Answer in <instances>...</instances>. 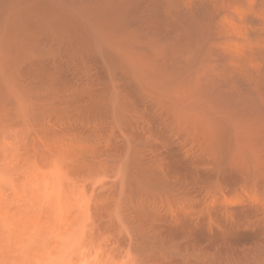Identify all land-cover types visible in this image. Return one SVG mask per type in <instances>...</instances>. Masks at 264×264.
Here are the masks:
<instances>
[{"label":"bare ground","instance_id":"1","mask_svg":"<svg viewBox=\"0 0 264 264\" xmlns=\"http://www.w3.org/2000/svg\"><path fill=\"white\" fill-rule=\"evenodd\" d=\"M66 192L113 264H264V0H0L1 264Z\"/></svg>","mask_w":264,"mask_h":264},{"label":"rangeland","instance_id":"2","mask_svg":"<svg viewBox=\"0 0 264 264\" xmlns=\"http://www.w3.org/2000/svg\"><path fill=\"white\" fill-rule=\"evenodd\" d=\"M37 169H38V168H37ZM38 170H39V171H36V170H35L36 173H34V174H36V178H38V179L40 180V178H41V177H40V173H41V175H42L43 170L40 169V168H39ZM41 170H42V171H41ZM38 172H40V173H38ZM63 172H64L63 174H65L67 171L65 172V170H64ZM37 173H38L39 175H38ZM59 174H60V173H59ZM61 174H62V172H61ZM37 175H38V176H37ZM68 175H69V173H68ZM58 176H59V175H58ZM64 176H67V174L62 175V176L60 175V177H58V179L63 180V179L65 178ZM39 177H40V178H39ZM62 177H63V178H62ZM69 177H70V175H69ZM65 179H67V178H65ZM65 179H64V180H65ZM72 179H73V178H71V180H72ZM69 180H70V178H69ZM67 181H68V180H67ZM72 181H73V180H72ZM60 183H63V182L60 181ZM66 183H67V182H66V180H65V184H66ZM68 183H69V181H68ZM20 184L22 185V183H20ZM69 184H70V183H69ZM69 184H68V185H69ZM66 185H67V184H66ZM23 186H24V185H23ZM23 186H21V188H22ZM62 186H63V185H62ZM37 187H38V186H37ZM37 187H36V188H37ZM64 187H65V186H64ZM23 188L26 189V187H23ZM62 188H63V187H62ZM67 188H68V186H67ZM67 188H65V189H67ZM68 189H70V187H69ZM21 190H22V189H21ZM36 190H37V189H36ZM60 190H61V188H59V191H60ZM63 190H64V189H63ZM59 191H58V193H59ZM69 191H70V190H69ZM69 191H68V193H69ZM71 191H72V190H71ZM36 192H37V191H36ZM38 192L40 193L39 189H38ZM60 192H61V191H60ZM64 192H65V190L63 191V193H64ZM19 193H21V192H19ZM23 193H24V192H22L21 194L23 195ZM61 193H62V192H61ZM66 193H67V192H66ZM68 193H67V194H68ZM70 193H71V192H70ZM75 193H76V192H73V193H72V194H74L73 196H74V197L76 196L75 198L79 197L78 195H76L77 193H76V194H75ZM24 194H26V193H24ZM64 194H65V193H64ZM72 194H68L67 196H65L66 198H69L67 202H70V203H67V202L65 201V204H66V205L68 204L67 207L65 206V204H64V206H62V204H61V206L63 207L62 209H64V211H65L64 214L62 213L64 216L62 215V216H60V218H58V219H57V216H55L56 219H57V222L55 221V218L52 219V218L50 217L51 220H46V221H52V223H50V224L47 223V222H45V223L42 222L44 225L48 226L49 228H51V224H52L53 226H56L55 224L61 222V225H60V224H57V225H60V227H62V229H59V227L56 226L60 231H59L58 229H56L55 227H54V228H51V230H50L49 228L47 229L43 224H42L43 226H41V227L37 226V225L42 221V220H41L40 222L38 221V219H39V218H38V217H39V214H40L42 211H38V212H40V213H37V214H38V215H37V216H38V217H37L38 219L35 217V218L37 219V222H36V220H35V221L33 220V222H35L34 224H33V222H32V225H35V224H36L37 227L33 226L34 228H31V227H32V225H31V227L29 226V227L31 228V229H30V228L27 226V229H28V230L26 229L27 231L32 230V231H30V232H31V235H30V237H29L30 240H31V236H33L32 234H34V232H38V231H40V234L42 235V237H41L40 235H38V236L41 237V239H42L43 241H44L46 238H50L49 240H51L52 243H48V244H54V245H49V246H48V244L46 243V242H49L48 239H47V241H45V243H43V242L41 241V239L36 241V239H35L36 237H34L35 242H33V244H36V242H37V245H38V243H39V246L41 245V247H43V245H45V244H46L47 247H48V248H47L46 246H44V247H43V250L41 251V248H40L39 246L34 245V246H36V247H34V248H35V249H34L35 252H34L33 248L31 247L32 243H31L30 246L28 245L29 248H31V249H29V250H32V253H33V254H30V257H31V258H32V257H36L37 260H40V261H36V260H34V259H36V258H32L31 263H30V260H28V261H29V263H28V262H27V259L29 258V255H28V254L31 252V251L28 252L29 250L27 251L28 253L26 252V253L23 254V255H28V256L25 257V258H26V259H25L26 261H25V260L23 261L22 259H23L24 257H21V255H19V254H20V253H19V252H20L19 249H21V248H24V249H25V248H26V245H27V244L24 245V244H25V240H24L25 237H23V239L21 238L22 241L24 240V241H23L24 244H23V246L20 245L21 247L19 246L20 248H18V250H17V248H16V247H18V246H15V243H14L13 240H12V242L14 243L13 246H15V248L13 247L14 249H12V250H13V251H14V250L17 251V254L19 255L18 258L21 257V259H19V260H21L22 262H24V264H25V262H27L28 264H32V263L34 264V263H38V262H39V264H43V262L41 261V259L44 257V255H46V252L49 253V256H48V255H46V256H48L49 258L51 257V259H52L53 262L55 263V260L57 261V257L59 258V257L61 256V259H63V258L65 257V256H64L65 254L68 255V254H67V253H68V250H69V253H70L71 251H73V252H71V255L73 254V255H72V259H73V256H75V257H74V260H75V258H77V256L79 255L80 260H83L82 262H84V259H85V258H84V259H81V257H83V256H88V255H89V256H88V258H89V257H90V254L93 253V252L95 251V253L91 254V259H92V258H95V259H96V258H97L96 255H97V256L99 257V258H97V259H99V260H97V262H98V263H97V262H95L94 259H92V262H95L94 264H100L99 262H101V264H102V263H103V264H104V263H105V264H113V263L115 262V261H114V260H115L114 255L112 254V255H113V257H112L111 254H110V252L107 251V250H109V249L107 248V244L105 243V240H106V239H105V240H102V239L100 240L101 243H102V246H103V247L100 246L101 243H100L99 240H98L99 242H96L95 240H93V239H94V236H92V234L94 235V233H92L93 230L90 231V228L92 227V225H91V223H90V221L92 222L91 219H88V220H87L88 222L85 223V225H84L83 228L81 227V231H80V227H77L78 229L75 228L76 231L78 230V232L75 231L76 234L78 233V234H77V236L79 237L78 242H76V241H77L76 239H78V237L75 236L76 234H74V232H72V231H70V233L67 232V231H68V230L66 229L67 226H68V228L70 229V228L72 227V226H71L72 224H70V223H73V222H74V221L71 222V221H72L71 219H74L73 216L75 217V214H74V213H76L74 209L78 208V207L81 205V203H80V204L78 203L79 206L76 204V200H77L78 198H77L76 200H75V198H74L73 196H71V198H70V195H72ZM36 195H37V194H36ZM41 196H42V194H41ZM58 196H59V198H60V196H61V198H63V197H62L63 194H62V195H59V194H58ZM25 197H26V195H25ZM39 197H40V195H39ZM37 198H38V196H37ZM66 198H65V199H66ZM38 199H39V198H38ZM41 199L44 200L43 196L41 197ZM70 199H71V200L73 199L75 202H74V201L71 202ZM33 200H34V199H33ZM42 200H41V203L43 202ZM60 200H61V199H59V201H60ZM66 200H67V199H66ZM24 201H25V200H24ZM35 201H38V200H36V196H35ZM39 201H40V200H39ZM62 201H63V203H64V200H63V199H62ZM51 202H53V205H49L48 203H50V202L47 203V204L50 206L49 208H52V207L54 206V203L56 204V202H54V200L51 201ZM73 202H74V204H73ZM77 202H78V201H77ZM22 203H23V202L21 201L20 204H22ZM39 203H40V202H39ZM39 203H36V204L38 205ZM41 203L39 204V206L41 205ZM71 203H72L73 205H72ZM23 204H24V203H23ZM51 204H52V203H51ZM70 204L73 206V208H71L72 206H71ZM89 204H90V203H89ZM45 205H46V202H45V204L43 203V205H41L40 209H41V208H42V210H44V209H49L48 207H47V208H44L43 206H45ZM57 205H58V206L55 205V207L59 208V205H60V204L58 203V201H57ZM69 205L71 206V207H70L71 209L69 208ZM76 206H77V207H76ZM29 207H30V206H29ZM64 207H65V208H64ZM31 208H32V207H31ZM33 208H34V206H33ZM37 208H38V207H37ZM38 209H39V208H38ZM38 209H37V210H38ZM53 209H54V207H53ZM59 209H61V208H59ZM59 209H58V210H59ZM65 209H67V210H65ZM72 209L74 210V213H73V210H72ZM35 210H36V209H35ZM37 210H36V211H37ZM50 210H51V209H50ZM50 210L47 211L48 213L45 212V213H47V216H49V212H50ZM58 210H57V211H58ZM69 210H70V212H69ZM27 211H28V210H27ZM32 211H34V210H32ZM76 211H77V209H76ZM28 212H31V210L28 211ZM61 212H63V211H61ZM61 212H59V215H61ZM32 213H33V212H32ZM34 213H35V212H34ZM67 213L69 214V216H68ZM72 213H73V215H72ZM26 214H28V216L25 217V219H24L25 221L23 220L24 222H28V220H26V219H28L29 214L31 215V213H27V212H26ZM26 214H24V216H25ZM43 214H44V213H43ZM57 215H58V214H57ZM22 216H23V215H22ZM31 216H32V215H31ZM34 216H35V215H34ZM44 217H45V214H44ZM44 217L42 216L43 221L45 220ZM61 217H62V218H61ZM71 217H72V218H71ZM30 218H31V217H30ZM48 218H49V217H48ZM20 219H21V216H20ZM20 219H19V221H20ZM46 219H47V217H46ZM69 219H70V221H69ZM30 220H31V219H29V221H30ZM58 220H59V221H58ZM53 221H55V223H54ZM62 221H63V222H62ZM17 222H18V221H17ZM17 222H16V223H17ZM21 222H22V221H21ZM24 222H23V224H25ZM64 222H65L66 224H68V225L66 226V224H65ZM18 223H19V222H18ZM28 223H29V222H28ZM28 223H27L26 225H28ZM30 223H31V221H30ZM46 223H47V224H46ZM63 223H64V224H63ZM88 223H89L90 225H89ZM48 224H49L50 226H49ZM15 225H16V224H15ZM15 225H14V226H15ZM20 225H21V224H18V226H20ZM88 225L91 226V227H89ZM21 226H22V225H21ZM21 226L19 227V228H21V229H22L23 227H25V226H23V227H21ZM53 226H52V227H53ZM70 226H71V227H70ZM85 226H86V227H85ZM16 227H17V225H16ZM38 227H39V228H43V227H44L45 229H47V231H48L47 233H49V231H51L50 233H52V234L49 233V234H48L49 237L47 236V237L45 238L44 236L47 235V234H46V230L43 228V230H44L43 232H45V233H43V232L41 231L42 229L40 230ZM35 228H38V230H36ZM72 228H73V227H72ZM72 228H71V230L74 229V228H73V229H72ZM85 228H86V229H85ZM12 229H13V228H12ZM17 229H18V228H17ZM17 229H16V231H15V230H14V231L17 232ZM21 229H19V230H21ZM34 229H35V231H34ZM53 229H54L55 231H56V230H57V231L55 232ZM83 229H85V230H83ZM24 230H25V228H24ZM24 230H23V231H24ZM52 230H53V232H52ZM61 230H62V231H61ZM63 230H64V232H65V230H67V231L65 232V237L62 236V234L64 235ZM3 231H4V230H3ZM7 231H8V230H7ZM10 231H11V228H10ZM58 231H59V232H58ZM79 231H80V232H79ZM82 231H83V233H82ZM84 231H85V232H84ZM87 231H88V232H87ZM89 231L91 232V234L89 233ZM11 232H12V235L17 234V233H14L13 231H11ZM20 232H21V231H20ZM41 232H42V233H41ZM57 232H58V234H59V233L61 234V235L59 234V236H62V237H60V238H62V240H66V239H68V241H71V237H72V240H74V241H71V244L69 243V245H68V241H67V240H66V241H67V242H66L67 244H66L65 242L61 241V240L58 239V238H56V240L54 241L52 238L55 239V237H51V236H52V235H53V236H54V235L56 236ZM71 232H72V233H71ZM13 233H14V234H13ZM26 233L28 234V232H26ZM38 233H39V232H38ZM66 233H67V234H70V235H72V236L69 237ZM6 234H8V233L6 232ZM24 234H25V233H24ZM27 234H26V235H27ZM43 234H44V236H43ZM58 234H57V235H58ZM86 234H87V235H86ZM89 234H90V235H89ZM9 235H11L10 232H9ZM18 235H19V234H18ZM18 235H17V236H18ZM20 235H21V233H20ZM20 235H19V236H20ZM66 235H67V236H66ZM82 235H85V236H82ZM17 236H16V237H17ZM24 236H25V235H24ZM36 236H37V235H36ZM74 236H75V237H74ZM86 236H88V237L90 236V238L88 239ZM13 237H14V236H12V238H13ZM39 237H37V238H39ZM66 237H67V238H66ZM73 237H74V238H73ZM82 237H84V238L82 239ZM91 237H93L92 240H91ZM95 237H96V236H95ZM43 238H45V239H43ZM63 238H64V239H63ZM69 238H70V240H69ZM80 238H81L82 240H81ZM14 239H15V238H14ZM16 239L18 240V239H20V238H16ZM25 239H26V238H25ZM85 239H86V240H85ZM87 239H88V240H87ZM95 239H96V238H95ZM97 239H99V238H97ZM97 239H96V240H97ZM26 240H27V239H26ZM28 240H29V239H28ZM58 240H59V241H58ZM83 240H84V242H83ZM60 241L63 242V243L59 244ZM81 241H82V242H81ZM88 241H89V242H88ZM90 241H91V242H90ZM18 242H19V243H18V245H19V244H20V240H19ZM26 242H27V241H26ZM30 242H31V241H30ZM53 242H54V243H53ZM93 242H94V243H93ZM95 242H96V244H98L96 250H95V247H96ZM21 243H22V242H21ZM57 243H58L59 245H62L61 247L65 248L64 250L66 251V253L63 251V253H65V254H63V257H62V254H61L62 252H59V253L57 254V255L60 254V256H57V257H56V255H55V254H56V251L58 252V249H59V248H56L57 246H55V244H57ZM77 243H78V244H77ZM89 243H90V244H89ZM91 243H93L92 246H91ZM80 244L82 245V247H83V245H84V247L82 248ZM59 245H58V246H59ZM65 245H66V246H65ZM93 245H94V246H93ZM28 246H27V247H28ZM50 246H52V247L54 246V247L57 249V250H54L55 253H51V251H52V252H54V251L52 250V248H50ZM74 246H75V248H77V247H78V248L75 249V250H70V247H71V249H72V248H74ZM87 246L91 247V249L88 248ZM59 247H60V246H59ZM61 247H60V248H61ZM66 247H69V248L66 249ZM79 247H80V249H83L84 252H85V251H87V253L90 252V254L86 255L87 253L85 252V255H84V252H83L82 250H78ZM85 247H86V248H85ZM99 247H101L102 250H101V248H99ZM104 247H105L107 250L104 249ZM36 248H37V249L39 248V251H38ZM45 248H47V251H46ZM49 248H50V250H49ZM55 248H54V249H55ZM84 248H85L86 250H85ZM92 248H93V251H92ZM88 249L90 250L89 252H88ZM103 249H104V251H103ZM12 250H11V251H12ZM25 250H27V248H26ZM62 250H63V249L61 248V251H62ZM100 250H101L102 252H101ZM16 251H14V252H12V253L14 254ZM22 251H23V250H22ZM22 251H21V254L24 252V251H23V252H22ZM37 251H38L39 253H38ZM44 251H45V253L43 254ZM48 251H50V252H48ZM78 251L81 252V253H78ZM91 251H92V252H91ZM96 251H97V252L99 251V252H98L99 254H98ZM74 252H75L76 254H75ZM100 252H101V253H100ZM104 252H107V253L102 254V253H104ZM34 253H36L38 256H36ZM77 253H78V254H77ZM13 254H12V255H13ZM15 254H16V253H15ZM17 254H16V255H17ZM39 254H40L41 256H43V257H40ZM51 254H53L54 256H53V255L50 256ZM74 254H75V255H74ZM80 254H82V255H80ZM94 254H96L95 257H94ZM5 255H6V254H5ZM9 255H10V254H9ZM18 255H17V256H18ZM71 255L69 254L68 257H70ZM76 255H77V256H76ZM104 255L109 256V257L106 256V258H107V259L109 258V259L111 260V261L108 260L110 263L107 262V260L104 261V260L106 259ZM7 256H8V255H7ZM46 256H45V258H43V259H44V264H45V261L47 262V260H45V259H47ZM102 256H104V257H103V260L101 259ZM55 257H56V258H55ZM115 257H116V256H115ZM9 258H12V256L10 255ZM14 258H15V257H14ZM14 258H13V259H14ZM31 258H29V259H31ZM49 258H48V259H49ZM53 258H54V259H53ZM66 258H67V257H65V259H66ZM79 258H77V259H79ZM112 258H114L113 261H112ZM1 259H2V258H1ZM1 259H0V261H1L0 264H1L2 262L4 263V259H5V258H3V260H1ZM51 259H50V260H51ZM61 259H58V260H60V261H59V264H71V263H70L71 260H70V262L68 263V261H69L68 259H69V258H67V259L65 260V262H64V260L61 261ZM77 259H76V260H77ZM86 259H87V258H86ZM89 259H90V258H89ZM89 259H87V264H90V263H88ZM116 259H117V258H116ZM8 260H9V259H8ZM16 260H17V259H16ZM19 260H17L16 262L9 260V262L11 261V262H14V264H15V263L19 262ZM80 260H79V262H80ZM6 261H7V260H6ZM6 261H5L6 264H10V263H8V262H6ZM21 261H20V262H21ZM33 261H35V262H33ZM72 261H73V260H72ZM103 261H104V262H103ZM116 261H117L116 263H118V260H116ZM20 262L17 263V264H22V262H21V263H20ZM50 262H51V261H50ZM50 262H49V263H50ZM53 262H52V263H53ZM60 262H61V263H60ZM63 262H64V263H63ZM73 262H74V261H73ZM76 262H78V261H76ZM79 262H78V264H79ZM89 262H91V261H89ZM106 262H107V263H106ZM52 263H50V264H52ZM54 263H53V264H54ZM57 263H58V262H57ZM57 263H56V264H57ZM74 263H75V262H74ZM116 263H115V264H116ZM120 263H122V262H120ZM80 264H81V263H80ZM84 264H85V263H84ZM91 264H93V263H91ZM118 264H119V263H118Z\"/></svg>","mask_w":264,"mask_h":264}]
</instances>
